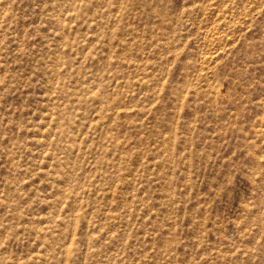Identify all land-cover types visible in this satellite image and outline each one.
<instances>
[{"label": "rangeland", "instance_id": "1", "mask_svg": "<svg viewBox=\"0 0 264 264\" xmlns=\"http://www.w3.org/2000/svg\"><path fill=\"white\" fill-rule=\"evenodd\" d=\"M0 264H264V0H0Z\"/></svg>", "mask_w": 264, "mask_h": 264}]
</instances>
